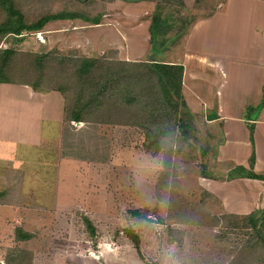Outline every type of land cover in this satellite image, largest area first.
I'll return each instance as SVG.
<instances>
[{
  "label": "rangeland",
  "instance_id": "374dc122",
  "mask_svg": "<svg viewBox=\"0 0 264 264\" xmlns=\"http://www.w3.org/2000/svg\"><path fill=\"white\" fill-rule=\"evenodd\" d=\"M12 1L26 22L61 11L77 16L52 20L18 37L0 36V57L5 48L16 52L9 76L43 87L31 105L22 100L23 88L0 89L9 92L0 93V264H7L9 250L17 247L31 250L32 264H264V244L245 215L219 208L203 189L210 182L203 179V171L214 177L226 174L225 166L216 161L222 131L207 116L191 115L193 130L187 138L167 129L157 155L146 150L144 130L132 114L144 111L142 102L131 108L112 101L108 114L84 107L85 120L79 122L65 116L79 90L82 94L79 81L92 82L96 93L104 66H111L119 79L124 70L135 71L120 62H168L170 51L180 48L194 20L215 9L218 0ZM157 2L178 22L164 45L153 51L149 26ZM4 19L0 6V22ZM42 54H47L44 61L35 64ZM83 56L100 59L87 78L77 72ZM91 90L81 97L85 103ZM118 104L130 111L121 116L120 124L105 122L124 112ZM25 105L28 114L21 112ZM41 119L58 122L55 138L38 148L15 142L21 136L34 143L41 140ZM173 120L165 115L156 125ZM138 208H145L146 216L130 214ZM84 214L95 225L94 242ZM17 228L33 238L18 240ZM128 228L140 237L138 249L126 234Z\"/></svg>",
  "mask_w": 264,
  "mask_h": 264
},
{
  "label": "crops",
  "instance_id": "0c3cea01",
  "mask_svg": "<svg viewBox=\"0 0 264 264\" xmlns=\"http://www.w3.org/2000/svg\"><path fill=\"white\" fill-rule=\"evenodd\" d=\"M217 2L215 9L192 23L178 44L180 48L175 53L170 51L168 62L180 63L184 68L182 93L191 113L207 116V121L222 131L216 161L225 166L226 174L203 177L210 181L203 189L218 201L219 208L248 215L264 208V180L228 178L227 174L237 165L264 173V0ZM8 87L23 88L22 100L30 105L34 95H42L27 84L0 83V89ZM5 90L0 93L9 94ZM26 107L21 112L28 114ZM46 120L40 121L41 140H36V144L23 136L15 142L38 148L55 138L58 122ZM253 151L255 160L251 167Z\"/></svg>",
  "mask_w": 264,
  "mask_h": 264
},
{
  "label": "trees",
  "instance_id": "16d2710c",
  "mask_svg": "<svg viewBox=\"0 0 264 264\" xmlns=\"http://www.w3.org/2000/svg\"><path fill=\"white\" fill-rule=\"evenodd\" d=\"M128 2H140L148 0H125ZM0 6L5 12V19L0 22V36L7 34H14L16 37L21 35L24 31H36L41 30L48 22L56 19H64L76 17L75 12H56L44 14L37 20L33 22H26L25 16L22 11H20L14 4L12 0H0ZM94 23H99V18H92ZM195 21V20H194ZM178 19L174 15L166 11L165 8L157 2L156 8L152 14L151 23L149 26L150 32V43L153 51L157 49L159 45H164L163 40L166 37L168 32H172L175 25H177ZM16 52L12 48H5L1 51L0 57V83L9 82V83H21L30 85L34 90H40L43 87H39L36 82L31 81H16L9 76V71L7 70L11 59L14 57ZM47 54L39 55L36 58L35 64L38 62L41 63L46 58ZM84 57V56H83ZM98 58H89L84 57L80 61L77 72L78 77L87 78L89 73H92L93 65L98 62ZM110 61L109 63H112ZM125 67L135 68L134 72H122L121 77L118 79L117 74L111 70V66H104L102 70L101 79L98 81V91L94 92L95 86H92V82L84 83L86 81L80 82V89H82L79 96H75V101L72 106L67 110L65 109L66 120L68 121H84L85 117L82 115L87 108H91L95 111L97 109L101 114H108L111 110L110 102L114 103L119 100L125 102L126 106L135 108V105L141 102L144 105V111L141 110L140 115L138 114L139 109L134 110V114L138 119L137 124L140 125L145 133L144 146L146 150L152 152L153 155H157L161 149V139L163 136H167L169 128L172 129V132L175 130L179 132L184 138H187L193 130L191 123H188V120L191 118V111L188 108V105L184 99L182 93V80L184 68L180 63H169L161 61L145 62V61H124L120 62ZM125 64V65H124ZM114 69V68H113ZM137 70V71H136ZM115 71H117L115 69ZM82 82V85H81ZM125 84V86L123 85ZM123 86L122 90L121 87ZM136 86H140L136 91ZM132 87L133 89H128ZM85 89V90H84ZM92 89V90H91ZM91 92L88 94L86 103L81 99L87 95V91ZM63 93L61 90H59ZM84 92V93H83ZM109 93H112L109 94ZM138 93V94H137ZM64 94V93H63ZM66 97V96H65ZM113 97V98H112ZM152 98V100L145 101V98ZM67 99V98H66ZM261 104H264V96L262 98ZM67 107V106H66ZM85 107V108H84ZM84 108V109H83ZM95 108V109H94ZM120 112L117 116L108 117L105 122L108 123H121V116H126V113L130 111V108L122 109V106L118 104ZM180 109L184 110V114H181ZM128 110V111H127ZM91 111V110H90ZM127 111V112H126ZM121 114V115H120ZM165 115L172 116L174 118L173 122H168V125L158 126L156 122L161 118L165 119ZM155 123V124H154ZM255 160V153L253 151L250 157V166H253ZM202 177L214 178L213 175L201 173ZM228 178L235 177H249L264 180V173H256L250 169L245 168L242 165L235 166L227 174ZM1 193V192H0ZM130 214L134 217H143L146 216L147 212L145 208H138L129 210ZM248 222L250 227L255 231L256 235L259 236L260 241L264 244V234L261 232V227L264 226V208L252 212L244 217ZM82 220L86 225V229L91 240L94 242L96 236V228L90 217L87 215L82 216ZM127 236H129L136 249L139 248L141 244L140 237L132 229L128 228L126 230ZM33 234L29 231H25L22 228H17L16 238L18 240H30L33 238ZM32 252L31 250L25 248H13L10 249L6 258L7 264H32Z\"/></svg>",
  "mask_w": 264,
  "mask_h": 264
}]
</instances>
